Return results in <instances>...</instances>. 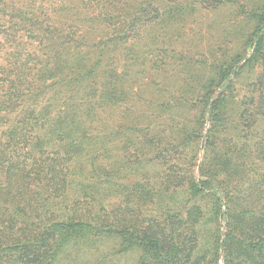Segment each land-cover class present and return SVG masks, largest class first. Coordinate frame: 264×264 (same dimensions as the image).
<instances>
[{
  "label": "trees",
  "instance_id": "1",
  "mask_svg": "<svg viewBox=\"0 0 264 264\" xmlns=\"http://www.w3.org/2000/svg\"><path fill=\"white\" fill-rule=\"evenodd\" d=\"M0 264H264V0H0Z\"/></svg>",
  "mask_w": 264,
  "mask_h": 264
}]
</instances>
